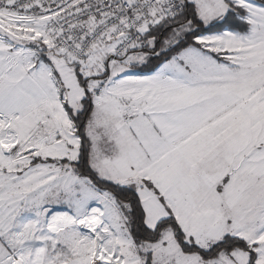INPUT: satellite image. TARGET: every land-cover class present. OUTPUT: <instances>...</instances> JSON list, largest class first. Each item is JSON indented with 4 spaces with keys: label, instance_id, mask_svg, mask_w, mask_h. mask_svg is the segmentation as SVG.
I'll return each mask as SVG.
<instances>
[{
    "label": "snow or ice",
    "instance_id": "6c2138e0",
    "mask_svg": "<svg viewBox=\"0 0 264 264\" xmlns=\"http://www.w3.org/2000/svg\"><path fill=\"white\" fill-rule=\"evenodd\" d=\"M0 264H264V0H0Z\"/></svg>",
    "mask_w": 264,
    "mask_h": 264
}]
</instances>
